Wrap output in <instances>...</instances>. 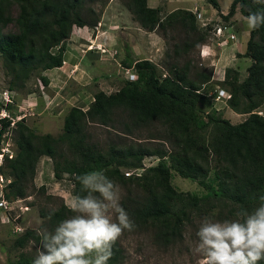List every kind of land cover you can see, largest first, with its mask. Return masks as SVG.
Instances as JSON below:
<instances>
[{
	"label": "trees",
	"instance_id": "1",
	"mask_svg": "<svg viewBox=\"0 0 264 264\" xmlns=\"http://www.w3.org/2000/svg\"><path fill=\"white\" fill-rule=\"evenodd\" d=\"M121 1L143 29L158 32L164 38L168 31L184 33L181 41L173 45L175 58L187 56L206 41L212 30L209 25L199 28L195 14L185 8L162 16L160 8L148 6L147 0ZM206 1L220 12L218 0ZM84 3L85 0H0V56L9 78V91L24 88L33 75L44 86L49 84L42 72L63 64L72 28H92L99 21L96 10ZM13 4L18 7L15 17L11 14ZM237 10L246 17L250 12H264V3L232 0L223 19L230 21ZM9 23L17 30L3 32ZM242 55L251 59L246 77L239 80L238 71L228 67L219 82L230 93L226 105L245 115L238 123L230 122L214 108L204 109L212 90L211 77L204 70L190 75L189 59L183 66L173 63L163 76L151 60L125 58L123 65L133 68L136 79L125 80L108 94L103 90L94 92L86 109L72 106L58 136L36 133L24 118L12 128L10 120L2 119L0 142L2 134L10 130L15 144L12 157L5 156L0 165V174L9 180L4 198L13 201L30 195L29 189H35L37 162L44 155L53 160L56 178L65 173L70 176L74 197L87 194L75 176L94 170H102L115 184L128 187L120 204L136 227L124 232H152V240L164 247L182 240L186 224L195 216L216 208L218 213L227 211L224 217H233L240 209L251 211L257 206L258 197L264 195V118L253 113L264 105V25L249 30ZM29 92L33 91L26 93ZM6 108L11 110L9 104ZM156 122L164 127L159 134L148 137L162 141L156 147L146 145L144 138L99 145L88 132L89 126L96 124L123 139L132 135V129ZM147 156H157V164L145 167L143 160ZM122 169L134 172L125 177ZM171 169L196 181L204 193L176 190L171 184ZM131 186L138 188L136 194L131 193ZM44 188L40 186L38 192L44 194ZM41 209L45 210L40 211V229L49 231L73 215L63 202L55 208ZM53 211L50 217L49 212ZM38 231L26 229L15 239L14 246L20 251L8 264H32L37 253L24 249L28 243L40 249ZM113 253L108 264H124V250L118 240Z\"/></svg>",
	"mask_w": 264,
	"mask_h": 264
},
{
	"label": "rangeland",
	"instance_id": "2",
	"mask_svg": "<svg viewBox=\"0 0 264 264\" xmlns=\"http://www.w3.org/2000/svg\"><path fill=\"white\" fill-rule=\"evenodd\" d=\"M108 1L85 0L84 4L85 6H92L99 16L106 5H109ZM156 1L157 3L159 2V0ZM231 1L218 0V3L224 7L223 11H225V14L229 10ZM194 3L199 5V7L195 6L193 8L196 10L198 8L199 10L203 9V14L198 10L201 17L197 18L196 16L197 26L203 29L209 25L212 26V30H209L210 32L206 41L197 45L187 56L175 58L173 55V45L181 41L184 33L178 30L168 31L166 38H164L158 32L147 31L140 27L138 22L133 19L132 14L124 7L121 0H114L112 4H115L118 8L125 11L131 19V22L122 23L119 20L115 22V34L112 35L113 39L110 43L111 49L107 50L102 44L92 43L85 46V44L76 43L74 50H71L78 56L79 61H81L79 65L90 70V75L89 72L85 71L86 69L84 70L87 76L89 78L96 77V82H89V85L87 83L81 85L83 83L80 84V81L82 80L81 82H84L86 74L80 72L78 75H74V81H70L69 84L66 83L67 85L65 84L61 90L56 89V87L50 84L44 86L33 75L25 83L24 88L15 90L16 94L14 97L21 98V96H25V93L30 90L34 92V97L26 105L23 104L18 106V108L14 107V111L23 110L22 112L26 113V118L24 119L25 124L36 133H50L58 136L63 131L64 117L72 106H81L83 109H86L88 104L93 100L94 92L98 90H103L107 94L114 92L122 86L125 80H128L127 76L129 72H133L134 70L131 67H125L123 65L125 58L134 61L138 59L151 60L157 65L159 73L162 74L166 73L173 63H176L178 66H183L185 60L189 59L191 61L189 64V74L193 75L199 70L209 72L212 89L223 88L219 82L224 77L225 69L228 67L237 70L239 80H243L247 75L246 69L251 63V59L242 55L249 37V29L245 23V17L237 10L234 16L230 18V21H226L222 17L224 15L221 13L222 8L220 12L217 9L216 11L211 10V7H208L210 4L206 0H195ZM148 4L153 6L156 5V2L153 4L149 2ZM190 4L192 6L193 2ZM158 6H161L160 8L163 9L161 12L162 16L176 9V7H173V9L170 4H166V0H162ZM17 13L18 7L16 4H13L11 14L15 17ZM98 22L96 27H98ZM223 24L232 25L231 30L237 36L236 42H217L218 38L213 35L212 31L218 25ZM93 29L94 27L86 28V30L90 31V35L94 33ZM16 30V26L13 23H9L3 29V32ZM76 31H79V28ZM78 35L84 36L87 33L80 32ZM222 38H219V41ZM91 46L92 48L89 49ZM86 50H95L99 56L97 55L96 58L88 56ZM131 53L132 55H130ZM128 69L130 70L128 71ZM8 80L9 78L6 76L3 60L0 56V92L8 87ZM72 91H78V93H73ZM220 94L222 95L224 92ZM211 108L217 110L222 117L227 118L232 123L241 122L245 118V115L236 113L230 109L223 98L216 99V97H210L204 109L209 111ZM162 130H164V127L156 122L144 128L132 129L133 133L130 137H123L121 139L120 136L118 139L115 132L109 131L103 126H96L95 124L88 128L92 140L104 146L112 141L134 142L137 138H144L146 145L156 147L158 144H161L158 142L162 141L153 138L148 139V137L159 134ZM2 144L9 150L11 149L12 152L14 151L15 144L12 136L10 139H7V142L5 139ZM165 144L164 146H167ZM157 162V156H147L143 160V165L145 167L152 166L156 165ZM167 164L169 165V162ZM122 172L126 177V172L131 174L134 171L122 169ZM138 172H141V170H138ZM171 174V184L176 190L195 193L197 195L204 193L205 190L196 181L181 177L173 169H171ZM209 177L210 179L213 178V171L209 173ZM33 184L35 189H29L31 192L29 196L12 201L7 210L0 206V264H8L7 261L9 259L16 257L20 250L14 246V241L26 229L40 230V225L43 223L40 211L45 210L41 208H55L62 202L66 205L67 202H70L74 198L72 195L73 185L70 176L65 173L61 178H56L53 173V160L48 156L43 155L38 160ZM116 185L119 186L120 200H122L128 193V187L125 188L118 183ZM40 186L45 187L44 194L38 192ZM130 190L133 194L138 192V188L135 186H131ZM0 191L2 194V188H0ZM218 211L216 208L211 213L193 217L192 221L188 222L184 228L182 240L168 247L155 243L152 240V232H123L118 241H120L124 250V264H200V257L194 253V246L197 239L195 232L202 218L205 216L218 220L236 218V215L233 217H224L227 214L225 209H222L221 213H218ZM28 250L33 253L39 251L34 243H28L24 251Z\"/></svg>",
	"mask_w": 264,
	"mask_h": 264
},
{
	"label": "clouds",
	"instance_id": "3",
	"mask_svg": "<svg viewBox=\"0 0 264 264\" xmlns=\"http://www.w3.org/2000/svg\"><path fill=\"white\" fill-rule=\"evenodd\" d=\"M253 2L260 4L264 0ZM244 20L247 28L255 31L264 25V12H250ZM91 48L92 46L89 49ZM212 90L208 92L211 98L220 95L219 99L223 98L225 102L230 98L224 96L225 93L230 95L224 88ZM5 91L12 100L7 105H14V94L7 88L0 92V100L3 101ZM221 92L224 94L221 95ZM5 109L8 116L5 115L2 119L10 120L9 128L14 127L17 120L26 117L23 110ZM22 114H25L24 117L18 118ZM4 133L1 142L7 139V135L3 136ZM75 179L87 194L77 195L66 203L73 215L61 220L51 231L46 228L38 231L37 234L41 237L40 249L32 264H108L114 254L113 246L116 241L125 230L132 231L136 227L120 204L119 186L104 171L78 174ZM8 183L9 181L3 186L1 194V198L6 201L9 200L4 198L3 191ZM53 214L54 211L49 212L50 217ZM195 236L194 253L200 257V264H260L264 261V195L258 197L256 207L251 211L240 209L234 219L203 217Z\"/></svg>",
	"mask_w": 264,
	"mask_h": 264
},
{
	"label": "crops",
	"instance_id": "4",
	"mask_svg": "<svg viewBox=\"0 0 264 264\" xmlns=\"http://www.w3.org/2000/svg\"><path fill=\"white\" fill-rule=\"evenodd\" d=\"M113 1L114 0H109L108 1L109 5H106V7L103 9V11L100 12L98 27L94 26V29H93L94 33L93 34L90 35V33H89L90 31L86 30V28L87 29L89 28L87 26H83V27L74 26L72 28L71 35L66 41V48H65V52H64L63 64L60 67L47 69L44 72V75H46L47 79L49 80V84L51 86L56 87V89L62 90L66 83L69 84L70 81H72V80L74 81V75H78L80 72L85 73L84 72L85 69H86L85 71L89 72V75H90V70H88L87 68H84L82 65L80 66L79 64H81L80 63L81 61H79V58H77L78 56L71 51V50H74V48L76 47V43L85 44V46L90 45L92 43L102 44L103 46H105V48L107 50H110L111 49L110 43L113 39L112 35L115 34V32H114L115 22H117L118 20L122 23L131 22V19L127 16L125 11H123L121 8H118L115 4H112ZM161 1L162 0H159V2L157 3L156 0H147V3L150 2L153 4L154 2H156V5L150 6L148 4V6L157 7L158 4H161ZM194 1L195 0H166V4H170L172 8L176 7V9L177 8H185V9L189 8L188 10H194L195 8H193V7H195V6L199 7V5H196L194 3ZM191 2H193L192 6L190 4ZM118 4H120V3H118ZM219 6H220V9L222 8L221 13H223L225 15V11H223L224 7L221 4H219ZM158 7L160 8L161 6H158ZM208 7H211V10L216 11V9L213 8L211 5H208ZM160 10H161V12L163 11L162 8H160ZM198 10H199V8H198ZM199 11H201V13L203 14V9H200ZM112 24H113V26H112ZM77 28H79V31H76ZM89 30H91V29H89ZM80 32H84L85 34L87 33V35H84V36L78 35V33H80ZM74 34H76V35L73 36ZM86 52H87L88 56H92L93 58H96V56L98 55V52L95 50H86ZM130 55H132V53ZM73 69H76V70H73ZM81 81H80V84L83 83L81 85H84L85 83H87L89 85V82L90 83L96 82V77L89 78L86 74V77L84 78V82H81ZM85 86H87V85H85ZM51 90L54 92V90L52 88H51ZM72 92L78 93V91H72ZM13 94L15 95L16 93L13 92ZM33 94H34V92H29V93H25V96H21V98L14 97V100L17 103L15 102L14 105L12 106L13 110H14V107L18 108V106H21L23 104L26 105V103L31 98L34 97ZM43 98L45 99V97H43Z\"/></svg>",
	"mask_w": 264,
	"mask_h": 264
},
{
	"label": "built area",
	"instance_id": "5",
	"mask_svg": "<svg viewBox=\"0 0 264 264\" xmlns=\"http://www.w3.org/2000/svg\"><path fill=\"white\" fill-rule=\"evenodd\" d=\"M193 12H194V14H196L195 16H197V18L201 17V14L198 10L195 9V10H193ZM231 29H232L231 24L218 25L216 27V29H214L212 31V33L214 36H216L218 38L217 42H223V43H226L228 41L229 42H236L237 36L234 33V31ZM223 36H225V37L222 38ZM219 38H222V39H220V41H219ZM129 70L130 69H128V71ZM127 77H128V80L132 81V80H135L136 75L134 72H129ZM3 94H4L3 101L0 100V119H2V117L5 115L8 116V112L6 111L5 107H6L7 103H10L12 101L6 91L3 92ZM224 96L227 98L230 97V95L227 93H225ZM219 98H220V95H218L216 97V99H219ZM255 113L264 117V105L261 106L260 108L256 109ZM24 115L25 114H22V115L18 116V118L24 117ZM11 125H13V123H11ZM1 127H2V122L0 120V129H1ZM6 135H7V139H10L9 138L10 132L6 131L3 136H6ZM7 139H6V142H7ZM2 142H1V146H0V165L3 163L4 156H8V158H11L13 155L12 150L11 149L9 150L8 148H6V146H4L2 144ZM125 174L129 175L130 173L126 172ZM8 181L9 180H5L4 177L0 174V188H3V185H5V183ZM10 203L11 202L6 201V200L1 198V191H0V206H2L3 209L7 210Z\"/></svg>",
	"mask_w": 264,
	"mask_h": 264
}]
</instances>
